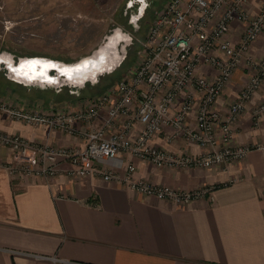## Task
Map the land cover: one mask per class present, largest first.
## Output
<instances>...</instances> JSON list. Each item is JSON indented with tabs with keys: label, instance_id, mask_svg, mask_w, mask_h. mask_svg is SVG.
Returning a JSON list of instances; mask_svg holds the SVG:
<instances>
[{
	"label": "crops",
	"instance_id": "crops-1",
	"mask_svg": "<svg viewBox=\"0 0 264 264\" xmlns=\"http://www.w3.org/2000/svg\"><path fill=\"white\" fill-rule=\"evenodd\" d=\"M166 2L160 0L157 9ZM263 8L264 0L247 3L252 16ZM244 31L245 23L235 21L228 38L238 43ZM251 53L258 59L264 56V33L253 43ZM135 65L120 70L118 79L103 86L101 94L121 78L130 79ZM199 72L213 78L217 70L201 65ZM254 72L243 61L215 109L225 115ZM1 83L5 89H0V100H9L19 89ZM63 86H56V91L55 86L42 87L41 92L48 96L29 94L20 105L26 111L55 107L77 110L97 97L91 89L84 93L72 87L63 90ZM62 90L67 92L63 94ZM263 101L264 83L235 124L232 145L264 144V120L256 121L252 116L253 107ZM107 111L108 106L95 121L97 124L104 123ZM189 122L196 124L195 112L190 114ZM121 123L119 119L110 126L108 134L117 131ZM88 127L81 123L77 133L70 134L13 119L0 110V131L18 133L38 144L85 146L82 134ZM141 129L137 124L132 137ZM152 143L175 155H198L215 148L192 143L175 134L170 126ZM219 144L221 147L222 142ZM120 157L124 163L110 162L117 165L120 176L125 174L127 163L134 161L138 178L189 191L213 187L214 199L206 196L177 204L134 190L120 179L105 180L99 174H13L4 166L11 160L10 149L0 143V264H264L263 150L254 149L243 159L210 167L157 166L126 152ZM61 163L64 170L70 167L68 162Z\"/></svg>",
	"mask_w": 264,
	"mask_h": 264
},
{
	"label": "built area",
	"instance_id": "built-area-1",
	"mask_svg": "<svg viewBox=\"0 0 264 264\" xmlns=\"http://www.w3.org/2000/svg\"><path fill=\"white\" fill-rule=\"evenodd\" d=\"M248 2L167 0L156 11L145 40L148 52L144 57L141 54L131 78H121L108 92L93 97L85 108L26 111L21 105L0 102V110L32 125L75 134L79 124H89L82 134L86 139L82 147L38 144L18 133L0 131V143L11 152V160L4 166L13 174H99L105 180L120 179L134 190L177 204L206 196L214 199L213 187L189 191L155 185L138 178L134 161L127 163L122 176L117 165L110 162L124 163L120 155L126 152L157 166L210 167L243 159L254 149L264 152L262 143L232 145L235 124L264 83V56L258 59L251 53L253 43L264 33V8L252 16ZM235 21L245 23L238 43L228 38ZM243 61L255 72L223 115L214 105ZM201 65L216 68V75L209 78L201 74ZM107 106L105 121L99 125L95 121ZM192 112L196 113L195 125L189 122ZM252 116L256 121L264 120V101L253 107ZM119 119L120 128L108 134L109 127ZM137 124L142 129L133 138ZM168 126L192 143L215 148L198 155L168 153L152 143ZM220 142L222 146L218 147ZM61 162H68L70 167L64 170Z\"/></svg>",
	"mask_w": 264,
	"mask_h": 264
},
{
	"label": "rangeland",
	"instance_id": "rangeland-1",
	"mask_svg": "<svg viewBox=\"0 0 264 264\" xmlns=\"http://www.w3.org/2000/svg\"><path fill=\"white\" fill-rule=\"evenodd\" d=\"M126 2L128 5L131 0H0V57L4 54L13 55L18 62L25 56H40L73 63L93 54L105 43L109 34L120 28L133 36V40L132 43L130 41L120 43V52L126 49L127 44V54L115 72L104 73L97 82L87 81L83 87L71 84L63 86V90L72 87L84 93L91 89L93 95L98 96L105 88L103 86L112 82L111 79L113 81L118 79L116 77L122 72L120 70H126L127 67L140 62L141 54H144V57L148 52L145 40L156 13L154 16V12L151 15L146 14L139 30L135 22L131 28L122 18ZM158 3L160 4V0L155 2L154 11L158 10ZM138 13L137 9L132 10L131 17ZM113 75L116 76L112 78ZM107 78L109 80H106ZM2 81L12 84L15 88L19 86L12 98L9 100L4 98L13 106H19L29 94L35 96L34 94L39 92L42 93L41 96H48V93L45 95L44 91L41 92V84L28 83L12 76L5 62H0V89H5ZM47 86H55L53 88L56 91L57 85ZM66 92L63 91V94Z\"/></svg>",
	"mask_w": 264,
	"mask_h": 264
},
{
	"label": "bare ground",
	"instance_id": "bare-ground-1",
	"mask_svg": "<svg viewBox=\"0 0 264 264\" xmlns=\"http://www.w3.org/2000/svg\"><path fill=\"white\" fill-rule=\"evenodd\" d=\"M128 36V33L117 28L114 33L107 36L105 43L102 44L100 48L96 49L93 54L86 55L73 63H66L60 60L40 56H25L22 57L20 61L16 62L13 55L8 54L2 55L0 57V62L7 63L12 71V76L25 80V82L28 83H39L42 87H46L47 84L59 86L64 82H69L71 84L74 82L75 84L83 85L85 82L84 79H76L73 77L75 72L82 68L84 71H87V75L90 78L89 80L96 81V78L94 77L95 73L99 70L102 71L104 68L111 65V63L105 58L107 47L114 46L119 40ZM99 56L104 57L102 62L98 60ZM120 57L121 55L118 56L117 60ZM52 66L57 67L61 74H68L70 79H66L64 75L60 76L58 72H55L54 76L51 70Z\"/></svg>",
	"mask_w": 264,
	"mask_h": 264
},
{
	"label": "water",
	"instance_id": "water-1",
	"mask_svg": "<svg viewBox=\"0 0 264 264\" xmlns=\"http://www.w3.org/2000/svg\"><path fill=\"white\" fill-rule=\"evenodd\" d=\"M128 4H130V3H128ZM144 12H145V5H143L141 8H140V10H139V13L136 15V16H132L131 17V20L133 21V22H135V24H138V20L141 18V17H143L144 16ZM132 22V23H133ZM132 40H133V36H131L130 34H129V36L128 37H126V38H123L122 40H119L114 46H108L107 47V49H106V54H105V58L107 59V61L108 62H110L111 63V65L109 66V67H106V68H104L102 71L101 70H99V71H97L96 73H95V78H96V81H92V80H89L90 78L88 77V75H87V71H84L82 68L78 71H76L75 72V74L73 75V77L74 78H76V79H84V83H83V85H80V84H75L74 82H73V84H71V83H69V82H64L62 85H64V84H71V85H76V86H81V87H83V86H85L86 85V82L87 81H91V82H97L98 81V79H99V77H100V75H102V74H104V73H107V72H112V71H114L116 68H118V66H120L121 65V63H122V61L125 59V57H126V54H127V44L125 45V50L123 51V52H120L119 51V45H120V43L121 42H125V41H130L131 43H132ZM129 42V43H130ZM118 54V55H117ZM119 55H121V57L117 60V58H118V56ZM103 59H104V57H100L99 56V58H98V60L99 61H103ZM20 61V60H19ZM9 70H10V68H9ZM51 70H54L55 72H58L59 73V75L60 76H63L64 75V77L66 78V79H70V77H69V75L68 74H66V73H62L61 74V72H60V70L57 68V67H55V66H52L51 67ZM10 72L12 73V71L10 70ZM54 76H55V73H54ZM17 78V77H16ZM64 78V79H65Z\"/></svg>",
	"mask_w": 264,
	"mask_h": 264
},
{
	"label": "flooded vegetation",
	"instance_id": "flooded-vegetation-1",
	"mask_svg": "<svg viewBox=\"0 0 264 264\" xmlns=\"http://www.w3.org/2000/svg\"><path fill=\"white\" fill-rule=\"evenodd\" d=\"M129 1V0H128ZM157 0H131L130 4H128V9L125 13L124 16H122V18H124L125 22L131 26H133V21L131 20V15H132V10L137 9L138 11L140 10V8L145 5V12H144V16L146 14H154L156 13V11H154L156 8H154V4ZM153 9V10H152ZM149 11V12H148ZM130 12V18L128 17V13ZM137 15V14H135ZM144 16L138 20V30L140 29V27L142 26L143 23V18Z\"/></svg>",
	"mask_w": 264,
	"mask_h": 264
},
{
	"label": "trees",
	"instance_id": "trees-1",
	"mask_svg": "<svg viewBox=\"0 0 264 264\" xmlns=\"http://www.w3.org/2000/svg\"><path fill=\"white\" fill-rule=\"evenodd\" d=\"M150 15H151V14H150ZM150 15H149V18H150ZM154 15H155V14H153V16H154ZM146 16H147V15H145V17H146ZM145 17H144V18H145ZM144 18H143V22H144ZM150 20H151V18H150ZM123 21H125V20L123 19ZM145 21H148V20H145ZM148 23H149V22H148ZM124 26H125V25H124ZM128 26H131V25L128 24ZM131 28H132V26H131ZM143 29H144V28H143ZM141 35H142V32H141ZM114 72H115V71H114ZM116 75H117V74H116ZM116 75H113L112 78H114ZM106 80H109V79L107 78ZM106 80H105V81H106ZM111 80H112V79H111ZM112 81H113V80H112ZM88 90H89V89H88Z\"/></svg>",
	"mask_w": 264,
	"mask_h": 264
}]
</instances>
